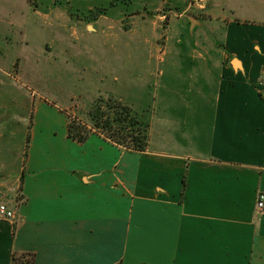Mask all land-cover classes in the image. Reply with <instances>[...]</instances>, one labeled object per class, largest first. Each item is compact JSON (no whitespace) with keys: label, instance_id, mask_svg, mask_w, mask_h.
<instances>
[{"label":"crops","instance_id":"obj_1","mask_svg":"<svg viewBox=\"0 0 264 264\" xmlns=\"http://www.w3.org/2000/svg\"><path fill=\"white\" fill-rule=\"evenodd\" d=\"M105 1L75 6L93 10ZM172 6L163 50H141L140 39L129 52L131 45L104 41L113 53L97 54L95 66L111 65L112 56V81L101 79V89L98 72L85 78L91 99L108 85L129 106L154 87L145 151L96 130L73 140L72 105L59 92L48 99L27 84L15 87L0 59V202L16 213L0 219V264H264V212H256L264 191V0ZM54 14L77 27L58 32L54 48L81 57L95 50L94 34L109 40L122 21L101 17L90 29ZM32 15L28 0H0V34L20 45L22 58H36L27 73L40 83L45 42L43 26L28 25ZM61 68L58 60L56 90Z\"/></svg>","mask_w":264,"mask_h":264},{"label":"rangeland","instance_id":"obj_2","mask_svg":"<svg viewBox=\"0 0 264 264\" xmlns=\"http://www.w3.org/2000/svg\"><path fill=\"white\" fill-rule=\"evenodd\" d=\"M75 1L76 0H28L30 9L34 13L29 19L28 25L32 26L33 23H35L43 26L40 28V35H44L43 40L45 42L46 56L43 59V62L39 63V66L42 65L46 68V73L41 75V79H44L43 81L40 83L36 82L31 78L32 75H29L31 69H37L36 58H28L27 60L26 58H22L18 51L20 45H17L16 43H8L3 37V34H0V59L5 63L4 67H6L7 72L12 74L11 76L14 81L11 80L10 82L15 87L20 86L18 84H27L35 89L36 97L41 96L48 99H55L52 93L59 92L60 98L65 102L67 101L66 103L72 105L71 112H73L74 116L87 120L88 117H90L91 109L99 99L104 100L102 103V111L106 110L107 106L105 102L109 99L120 102L115 99V94H110L111 90L113 92L116 90L113 88L109 89L108 85L105 87H107L109 93H107V91H102L103 93H100L94 99H91V92H88V87H90V85L85 78L93 80L89 77L91 76L89 75L90 72H98V74H93V78L96 79L93 82L97 83L94 84L95 87L101 89L104 87L100 82L101 79H104L105 77H107V79L108 77L112 78L115 75V60L112 56L107 57V61L111 60L114 62L111 65L109 64V66L101 68L95 66L96 59L97 61H102V59H99L97 56H100V54L104 55L107 53H113L112 51H106L105 48H102V42L107 41L110 44L117 43L121 50L125 48L124 45H131L128 50L129 52L133 50L132 46L136 45L137 40L140 39L139 46L141 50H154L153 47H157V50H163L166 28L171 18L169 10L173 7V4L184 2V0H106L105 5L96 7L93 10L78 9L75 6ZM55 11L63 12L64 15L80 21L84 26L89 24V26H91L90 29L101 17L115 20L118 18L122 19L117 25L116 23L114 24V27L116 26V28H114L113 31L114 37L116 34L119 36V42L114 41V37H110L109 40H104L101 35L94 34L93 45L95 46V50L91 52V56L82 53V57L78 53H75L73 48H71V50H65V47H62L59 50L58 43H55L57 47L54 48V40L57 38L58 32H60L61 37H63L66 33L68 35L77 31V27L73 30H70L71 26L63 27L61 19L55 16ZM84 26L83 29L85 31ZM73 36L74 37H69L72 44L78 46V48L80 45H83L82 42H77V34H74ZM30 41L29 44L27 43L25 46L26 49L27 47L29 48V53L33 45L31 37ZM59 41L62 42V40ZM18 54L19 56H17ZM18 57L20 59H18ZM13 58L16 59L12 65ZM58 60H61V71L63 72L61 76L62 83L60 90L53 89V87L56 88L58 85L57 81H55L57 75L53 73ZM103 61L105 62L106 58L103 59ZM53 66L54 68L52 69ZM108 80L112 81V79ZM1 87L2 86L0 85V90ZM109 87H115V85L110 84ZM2 93L3 91H0V95H2ZM154 93V87L149 90L145 88L143 91H140V96L142 97L137 100L138 104L130 106L138 120L147 123L144 119H147L146 111L152 105V97L154 96ZM8 97L14 98L13 93L9 92ZM22 97L23 95L21 94V98ZM114 125L117 126L118 124L114 122ZM98 131L103 134H108L107 130L102 128H99Z\"/></svg>","mask_w":264,"mask_h":264},{"label":"trees","instance_id":"obj_3","mask_svg":"<svg viewBox=\"0 0 264 264\" xmlns=\"http://www.w3.org/2000/svg\"><path fill=\"white\" fill-rule=\"evenodd\" d=\"M103 102V99H99L87 120L78 116L71 119L68 124L69 137L84 142L92 131L102 128L108 132L104 135L114 142L128 149L145 151L148 146V124L138 120L130 106L112 99L105 102L107 108L102 111ZM114 122L118 125L115 126Z\"/></svg>","mask_w":264,"mask_h":264},{"label":"built area","instance_id":"obj_4","mask_svg":"<svg viewBox=\"0 0 264 264\" xmlns=\"http://www.w3.org/2000/svg\"><path fill=\"white\" fill-rule=\"evenodd\" d=\"M264 83V78L262 80ZM256 212L258 216H261L264 212V191H261L258 194L257 203H256ZM16 213L11 209L7 204L0 202V219H14Z\"/></svg>","mask_w":264,"mask_h":264}]
</instances>
